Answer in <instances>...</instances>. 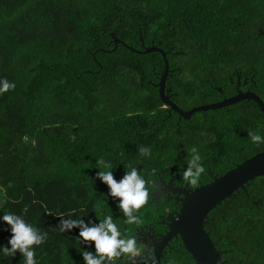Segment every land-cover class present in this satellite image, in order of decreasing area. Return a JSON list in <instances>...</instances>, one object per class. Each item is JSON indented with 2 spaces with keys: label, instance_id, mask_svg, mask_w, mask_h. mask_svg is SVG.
Returning a JSON list of instances; mask_svg holds the SVG:
<instances>
[{
  "label": "trees",
  "instance_id": "1",
  "mask_svg": "<svg viewBox=\"0 0 264 264\" xmlns=\"http://www.w3.org/2000/svg\"><path fill=\"white\" fill-rule=\"evenodd\" d=\"M263 17L264 0H0V78L16 84L0 95V215L14 212L48 233L36 249L39 264H83L79 230L61 233L60 220L98 223L112 214L119 222L122 213L96 179L98 160L111 162L117 180L137 166L150 186L153 169L182 177L192 146L205 174L220 176L264 151L248 138L250 130L264 134V114L252 104L186 124L168 118L148 84L164 72L161 54L115 49L111 34L137 51H165L176 73L195 76L188 89L207 82L226 89L240 63L256 74L264 99V37L256 34ZM140 146L151 147V157H141ZM257 190L264 193V177L251 183L250 194ZM243 192L222 203L207 229L222 238V251L264 264V229L244 213ZM151 209L141 210L145 221ZM5 227L0 244L10 235ZM0 264H22V256H0Z\"/></svg>",
  "mask_w": 264,
  "mask_h": 264
},
{
  "label": "clouds",
  "instance_id": "2",
  "mask_svg": "<svg viewBox=\"0 0 264 264\" xmlns=\"http://www.w3.org/2000/svg\"><path fill=\"white\" fill-rule=\"evenodd\" d=\"M15 82L7 78H0V95L15 90ZM248 138L251 144L264 145V134L260 130H250ZM190 158L186 161V167L182 169V180L186 185L196 188L206 172L203 158L197 146L190 148ZM141 157H151L152 149L149 146L138 148ZM97 164L103 170H99L96 179L105 184L113 198L116 207L122 216L114 219L112 214H106L98 223L84 218H72L60 220L59 231L71 232L78 229V241L85 245L79 249L83 264H159L153 248L144 244L139 239L136 231L144 225L145 220L140 214L141 210L152 199L149 174L144 170L127 165L124 175L117 180L113 175L111 162L100 159ZM157 170L153 169L154 177ZM0 225H4L9 232L6 244H0V256L14 257L17 252L22 256V264H39L36 249L48 239V233L42 231L28 222L22 215L11 211H5L0 215ZM94 248V251L90 250Z\"/></svg>",
  "mask_w": 264,
  "mask_h": 264
},
{
  "label": "flooded vegetation",
  "instance_id": "3",
  "mask_svg": "<svg viewBox=\"0 0 264 264\" xmlns=\"http://www.w3.org/2000/svg\"><path fill=\"white\" fill-rule=\"evenodd\" d=\"M261 21H263V24L256 31L258 37H264V17L261 18ZM248 32L252 35L255 34V32L252 31V28H250ZM237 66L238 70L235 69L236 73L234 75L228 74L229 83L225 84L226 89L220 87L216 88L210 84H208L209 88H207L206 84L208 82L204 83L202 87H200L201 83H198L195 85L196 88L188 89V81L195 78V76L188 75L186 71L176 73V69L174 70V68H171L170 65L168 74L163 83L161 82V77L164 72L161 76L160 74L155 76V81H149L148 84L157 91L159 109L165 111L168 114V118L176 115L178 117L177 120L182 121V119H184L186 121L183 123L186 124L187 121L191 122L192 117L196 114L204 113V116H208V111L195 112L190 116V118L185 119L172 108V105H175L183 112H188L193 108L220 103L235 96H241L248 93H253L258 96L264 104V99L259 95L262 90L259 87L261 84L258 83L256 74L253 72H247L246 68L241 67L242 65L240 63L237 64ZM161 84L163 85L162 93L160 89ZM201 88L203 92H201ZM211 89L214 91L213 94L211 93ZM204 91L207 92V94H204ZM215 92L217 94H215ZM216 97H218L217 100L214 99ZM180 101H182V103H180ZM242 102H245L248 105L252 104L253 106L251 107H253V109H259V111L263 113L255 101L245 99L220 109H225L229 113V107H233L234 105ZM210 111L212 110H209V112ZM250 118L252 119L253 117ZM181 124L182 122L177 123V127L180 131L183 130ZM219 176L220 175L217 171H207V173L202 176L201 182L196 188L186 185L182 178L178 176V174H175V171L172 170L152 177L150 182L152 199L147 204L148 207L152 208L149 211L151 218L148 221H145L144 225L140 226L136 231L139 233V239H141L144 244L153 248L159 264H181V262L193 260L190 254L185 250L179 235L173 236L167 242L164 240V237L170 231L172 221H177L179 219V214L183 208L186 195L191 194L197 188L210 183L214 177ZM257 179L258 178L253 180L251 183L255 182ZM251 183L247 188V192H243L244 194L241 195V201H243L244 206L248 210L244 213L254 214V219L251 221H254V225L260 224L263 227L262 229H264V193H260L257 190L256 192L254 191V195L253 193L251 195L249 192ZM222 207L223 206L221 204L209 213V218L205 224V230L213 241L215 248L221 253V258L226 264H244V261L231 251H222L219 245L222 238H216V236L207 229V226L211 224V217L217 213H222ZM238 220L239 218H235V221ZM222 222L225 223V221ZM254 246L256 247V245Z\"/></svg>",
  "mask_w": 264,
  "mask_h": 264
},
{
  "label": "water",
  "instance_id": "4",
  "mask_svg": "<svg viewBox=\"0 0 264 264\" xmlns=\"http://www.w3.org/2000/svg\"><path fill=\"white\" fill-rule=\"evenodd\" d=\"M111 35L115 49L120 44L137 54H149L152 52L161 54L165 63V70L161 77V82L163 83L165 81L169 69L165 51L154 46L137 51L117 39L114 33ZM160 89L162 93V84ZM242 99L255 101L264 113L263 102L253 93L235 96L220 103L193 108L188 112H183L175 105H172V108L185 119H188L195 112L217 110L235 104ZM262 176H264V151L237 164L222 176L214 177L210 183L186 195L179 219L172 221L170 231L164 237V240L167 242L173 236L179 235L185 250L190 254L195 264H226L221 258V253L215 248L213 241L205 230L209 213L228 199L234 198L240 191L247 192L250 183Z\"/></svg>",
  "mask_w": 264,
  "mask_h": 264
}]
</instances>
